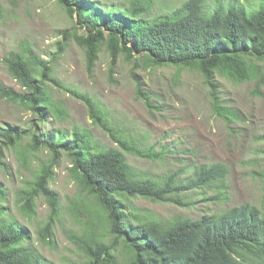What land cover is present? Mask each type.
Wrapping results in <instances>:
<instances>
[{"label": "trees", "instance_id": "obj_1", "mask_svg": "<svg viewBox=\"0 0 264 264\" xmlns=\"http://www.w3.org/2000/svg\"><path fill=\"white\" fill-rule=\"evenodd\" d=\"M58 2L85 30L84 35L74 38L86 53L89 72L104 48L112 63L123 52L145 68L166 66L197 71L209 88L213 110L228 123L232 113L220 97L219 79L236 85L264 83V0H257V8L221 6L212 14L205 10L204 0H187L174 13L154 19L147 16L149 0H132L128 6H105L96 0ZM2 15L0 2V19ZM72 36L65 32L54 53L42 56L32 47H25L23 52H12L4 59L8 73L24 92L0 85V97L24 105L36 119L32 126L39 124L40 129L0 128V165L6 174L10 173L6 150H15L22 164L28 163L30 153H49V160L40 166L34 180L25 181L20 190L24 213L33 215L36 200L44 197L51 211L48 227L54 223L59 214V196L50 183L55 166L65 157L81 191L94 198L99 215L104 213L100 217L111 237L110 244L90 239L85 248L87 264H120L115 258L119 248L128 255L127 264H264V215L250 203L198 219L178 217L167 221L142 216L132 206L133 200L143 199L187 208L193 204L188 198L191 192L226 184L227 166L198 165L184 180L183 172L150 178L133 167L126 154L145 158L152 155L127 141L116 138L118 149L94 140L88 130L68 133L44 129L49 118L57 119L56 114H61L54 105L52 89L62 88L56 64ZM73 93L88 106L95 120L91 97ZM138 94L149 109L157 108L140 87ZM104 128L117 133L115 127ZM26 139L30 140L23 146ZM4 198L0 182V201ZM5 212L0 205V264H55L30 244L25 228L5 220Z\"/></svg>", "mask_w": 264, "mask_h": 264}, {"label": "rangeland", "instance_id": "obj_2", "mask_svg": "<svg viewBox=\"0 0 264 264\" xmlns=\"http://www.w3.org/2000/svg\"><path fill=\"white\" fill-rule=\"evenodd\" d=\"M96 1L105 6L113 3L128 6L132 2ZM186 1L149 0L147 16L151 19L168 16ZM0 2L3 10L0 85L6 88L24 92L7 71L4 63L7 55L23 52L25 47H32L42 56L54 53L65 32L73 35L56 64V77L62 88L52 89L54 105L61 114H56L57 119L49 118L50 123L43 126L45 130L68 133L88 130L94 140L118 149L116 138L127 141L152 155L145 158L126 154L130 164L150 178L183 172L184 180L192 176L198 165L219 163L228 167L226 184L215 190L191 192L188 198L193 204L189 207L135 199L131 203L138 214L162 221L178 217L198 219L204 214L222 213L250 203L264 215V83L250 81L236 85L219 79L220 97L232 113L228 123L213 110L209 88L197 71L166 66L145 68L123 52L112 63L104 48L89 72L86 53L74 38L84 35L85 30L76 25V20L58 0ZM231 5L252 9L259 4L257 0H204L208 14ZM138 87L157 108L147 107L138 94ZM73 92L91 97L95 120L88 106ZM33 121L36 122L34 115L24 105L0 97V128H31L36 132L40 126H32ZM105 126L115 127L117 133H109ZM4 155L10 172L6 174L5 167L0 165V182L5 190V198L0 201L6 209L4 218L25 228L30 244L47 260L55 264H87L85 248L90 239L98 244L111 243L100 217L104 213L99 215L94 198L81 191L68 159L64 157L54 168L50 188L59 196V214L48 227L51 211L47 200L39 197L35 213L27 215L21 208L19 194L25 181L32 182L40 166L49 160L48 151L30 153L27 164H22L15 150H6ZM214 196L217 199H211ZM115 258L120 264L129 263L128 255L121 248L116 250Z\"/></svg>", "mask_w": 264, "mask_h": 264}]
</instances>
